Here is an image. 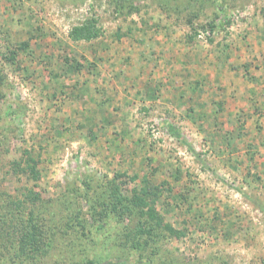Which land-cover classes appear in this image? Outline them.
Listing matches in <instances>:
<instances>
[{
  "label": "rangeland",
  "instance_id": "obj_1",
  "mask_svg": "<svg viewBox=\"0 0 264 264\" xmlns=\"http://www.w3.org/2000/svg\"><path fill=\"white\" fill-rule=\"evenodd\" d=\"M88 261L264 264V0H0V264Z\"/></svg>",
  "mask_w": 264,
  "mask_h": 264
},
{
  "label": "trees",
  "instance_id": "obj_2",
  "mask_svg": "<svg viewBox=\"0 0 264 264\" xmlns=\"http://www.w3.org/2000/svg\"><path fill=\"white\" fill-rule=\"evenodd\" d=\"M99 36V31L95 27V23L92 20H87L82 24L76 25L71 28L69 32V37L73 41H90L92 39H96ZM21 49L27 48V43L23 42L20 45ZM14 60V59H11ZM164 129L167 133H169L171 136L177 138L179 141L183 142V139L180 136V133L176 129V127L172 124H165ZM34 165V164H33ZM30 166L29 169L31 172H35L34 166ZM36 178V175H35ZM133 193L130 196L126 197V203L128 206H131L133 208H138L140 211L141 216H146L148 221H154L155 225L158 227H161L162 225V217L155 211V208L152 204H149L147 201V195L149 194L145 188H143L140 191L133 190ZM153 231L152 227H149V229H145L144 227H139L136 232L137 235L139 234H150ZM28 238V241H30L31 248H30V254L31 258H34V255L37 254L38 250L37 247L39 245V239L41 238V232L38 230V228H35L34 226L31 227V231L29 235L26 236ZM22 241V239H21ZM23 242V241H22ZM36 256V255H35ZM87 264H93L92 261H88Z\"/></svg>",
  "mask_w": 264,
  "mask_h": 264
},
{
  "label": "built area",
  "instance_id": "obj_3",
  "mask_svg": "<svg viewBox=\"0 0 264 264\" xmlns=\"http://www.w3.org/2000/svg\"><path fill=\"white\" fill-rule=\"evenodd\" d=\"M213 33H210V31L202 32L200 30L197 31V39L200 41H206L208 38L212 36Z\"/></svg>",
  "mask_w": 264,
  "mask_h": 264
},
{
  "label": "crops",
  "instance_id": "obj_4",
  "mask_svg": "<svg viewBox=\"0 0 264 264\" xmlns=\"http://www.w3.org/2000/svg\"><path fill=\"white\" fill-rule=\"evenodd\" d=\"M232 79V78H231ZM228 84H230V81H228Z\"/></svg>",
  "mask_w": 264,
  "mask_h": 264
}]
</instances>
